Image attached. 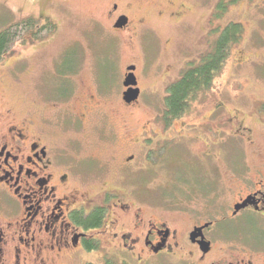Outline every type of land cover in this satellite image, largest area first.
<instances>
[{
    "label": "rangeland",
    "instance_id": "1",
    "mask_svg": "<svg viewBox=\"0 0 264 264\" xmlns=\"http://www.w3.org/2000/svg\"><path fill=\"white\" fill-rule=\"evenodd\" d=\"M117 1L0 0V32L37 19L32 28L21 25L12 52L0 61V111L4 121L14 122L43 106L47 114L48 102H61L70 89L76 93L72 109L84 112L86 95L94 89L93 68L101 75L111 65L107 56L118 57L114 97L101 101V117H90L79 133L70 131L60 142L73 139L97 152L93 148L102 143L94 146V137L104 134V159L113 151L122 157L136 155L131 165L140 164L142 170L130 181L120 171L110 172L120 165L104 161V173H110L103 183L91 184L95 193L107 184L105 192L118 194L105 202L106 221H115L118 230L141 235L135 217L142 212L154 225L162 223L183 234L235 200L229 165L253 167L264 160V112L254 111L264 102V0H124L120 4L129 6L132 22L143 20L144 26L123 34L112 31L106 14ZM219 3L226 5L222 12ZM231 23L242 25V36L229 48L211 87L190 101L185 114L166 121L169 85L191 61L211 51L220 31ZM98 56L105 58L102 64ZM127 63L138 64L142 89L131 108L124 106L119 90ZM220 104L225 105L223 112ZM231 115L253 129L251 143L233 137L232 126L219 127L228 133L216 132ZM139 137L145 138L141 148L132 142ZM123 206H128L126 211ZM116 242L103 241L101 250L78 252L73 259L51 264H106L108 259L117 264H196L188 259L189 252L177 248L154 255L141 247L129 251Z\"/></svg>",
    "mask_w": 264,
    "mask_h": 264
},
{
    "label": "flooded vegetation",
    "instance_id": "2",
    "mask_svg": "<svg viewBox=\"0 0 264 264\" xmlns=\"http://www.w3.org/2000/svg\"><path fill=\"white\" fill-rule=\"evenodd\" d=\"M120 1L124 0L111 3L106 12L112 31L119 34L132 32L133 26L141 30L143 20L134 24L126 10L129 6L121 5ZM123 17L127 18L126 24L117 27ZM118 59L107 56L111 65L101 75L92 65L94 89L86 95L84 112L77 113L72 109L76 93H71L70 89L61 102H48L47 114L43 106L32 109L19 122H14L4 121L0 111V264H51L57 259H73L78 252L101 250L103 241L110 244L117 241L118 246L129 251L141 247L142 251L154 255L177 248L189 252L188 259L196 264H264V160L253 167L238 163L234 167L229 165L228 176L236 183L230 192L235 200L212 212L211 220L193 225L183 234L162 223L154 225L152 219L142 217V212L135 217V226L143 228L141 235L121 232L115 221H106L107 196L118 194L105 192L107 184H102L100 192L95 193L91 184L103 183L107 173L114 171L116 174L122 172L130 181L142 170L140 164H136V168L131 165L136 155L122 157L113 151L108 159H104L106 154L101 152L105 150L103 140L107 136L104 134L94 137V146L102 143V147L93 148L97 152L85 145H76L73 139L60 141L69 138L70 131L79 133L82 123L90 117H101V101L114 97ZM102 60L105 58L100 56L96 59L101 64ZM130 66L136 67L134 73L140 95L137 100L127 103L123 99L128 90L124 81L130 73ZM138 71V64L127 63L122 73L119 90L121 101L127 108L133 107L142 94ZM41 100L38 98L39 102ZM219 107L222 112L225 110V105ZM260 108L254 111L263 113L264 102ZM230 118L229 121L222 120L216 132L228 133L219 127L232 126L233 137L251 143L253 129L239 121L238 115ZM93 124L96 126L97 122ZM144 141L145 138L139 137L132 142L141 148ZM104 161L121 168L116 170L114 166L110 172L104 173ZM243 203L245 205L236 210L235 206ZM127 208L121 207L125 211ZM199 227L204 228L192 239L191 233ZM157 248H160L158 252Z\"/></svg>",
    "mask_w": 264,
    "mask_h": 264
},
{
    "label": "trees",
    "instance_id": "3",
    "mask_svg": "<svg viewBox=\"0 0 264 264\" xmlns=\"http://www.w3.org/2000/svg\"><path fill=\"white\" fill-rule=\"evenodd\" d=\"M225 8L224 3L218 4L220 12L224 11ZM36 23L37 19L29 18L0 32V61L12 52L13 46L20 35L21 25L28 29L34 27ZM242 32L243 28L239 23L226 25L220 31L212 50L204 54L198 62L191 61L181 77L169 85L164 111L166 121L179 118L185 114L190 101L211 87L213 80L227 61L229 48L239 42ZM106 264L117 263L108 259Z\"/></svg>",
    "mask_w": 264,
    "mask_h": 264
},
{
    "label": "water",
    "instance_id": "4",
    "mask_svg": "<svg viewBox=\"0 0 264 264\" xmlns=\"http://www.w3.org/2000/svg\"><path fill=\"white\" fill-rule=\"evenodd\" d=\"M126 20L127 18L126 17H123L121 18L118 23L116 24L117 27H122L126 24ZM129 71L130 73L128 74V76L126 77L125 81H124V86L128 87V90L126 92H124L123 94V99L124 101H126L127 103H131L135 100H137L139 98V95H140V89L137 87V78L135 76V69L136 67L135 66H130L129 68ZM245 205V203L243 204H237L235 207H236V210H239L241 207H243ZM208 226L205 225L204 227ZM204 227H199V228H196L192 233H191V236H192V239H194L195 237L198 236V231H201ZM160 248H157L156 249V252L159 251Z\"/></svg>",
    "mask_w": 264,
    "mask_h": 264
}]
</instances>
